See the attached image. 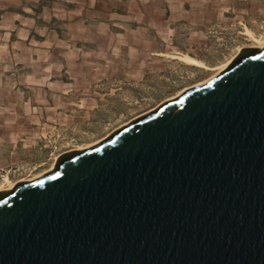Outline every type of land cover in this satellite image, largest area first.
I'll return each mask as SVG.
<instances>
[{"label":"water","instance_id":"1","mask_svg":"<svg viewBox=\"0 0 264 264\" xmlns=\"http://www.w3.org/2000/svg\"><path fill=\"white\" fill-rule=\"evenodd\" d=\"M0 264H264V47L0 190Z\"/></svg>","mask_w":264,"mask_h":264},{"label":"rangeland","instance_id":"2","mask_svg":"<svg viewBox=\"0 0 264 264\" xmlns=\"http://www.w3.org/2000/svg\"><path fill=\"white\" fill-rule=\"evenodd\" d=\"M207 5V30L202 24L204 32L200 34L203 35L206 63L211 67L236 58L243 47L255 45L246 34L247 27L257 37L264 39V0H210ZM224 10L232 12V20L228 24L217 21L220 25H216L213 20L218 15L223 18L222 12H226ZM123 36V41L128 42L135 37V33H123ZM1 45L3 44H0L2 190L12 182L17 184L22 179L32 178L46 171L61 153L74 151L80 146L100 140L214 72L168 56L151 62L153 71L149 72L148 63L137 67V61L143 63V60L135 59L127 52L120 59L110 58L112 65L117 68L122 66L126 71L123 75L111 76L117 80L116 85L108 83L102 77L95 81V90L90 88L85 93H79L82 96L80 105L67 103L64 106L62 104L65 100L57 80L65 76L71 78L75 87L71 91L77 92L73 94L77 97L79 94L75 90L83 80H88L89 73L106 66L104 54L94 56L76 52L72 57L65 50L56 52L53 49L46 54L43 51L47 47L39 45V49L43 51L36 52L34 59L29 57L33 54L31 53L21 60L9 48ZM66 45L68 46L65 48H73L71 44H64ZM141 68L148 71L147 74L142 72V78L136 75ZM46 93L52 98L51 104L60 106H46Z\"/></svg>","mask_w":264,"mask_h":264},{"label":"crops","instance_id":"3","mask_svg":"<svg viewBox=\"0 0 264 264\" xmlns=\"http://www.w3.org/2000/svg\"><path fill=\"white\" fill-rule=\"evenodd\" d=\"M209 1L0 0V44L9 48L21 60L31 53L29 57L34 59L36 52L43 51L39 45L47 47L43 51L46 54L52 49L56 52L65 50L72 57L76 52L94 56L104 54L106 66L90 72L87 81L83 80L82 83L79 80V87L75 84L78 87L75 91L81 94L90 88L94 89L93 86L97 85L95 81L102 77L116 85L117 80L111 76H120L126 71L122 66L117 68L112 65L110 58L120 59L127 52L135 59L143 60V63L137 61V67L148 63L149 72L153 71L151 62L164 56L177 60L179 54H189L206 63L203 35L200 33L204 32L202 24L207 30L206 7ZM224 11L223 18L218 15L213 20L216 25H220L217 21L228 24L232 20V12ZM123 33H135V37L125 42ZM64 44H71L73 48H65L68 45ZM143 71L144 74L148 72L141 68L136 75L142 78ZM57 82L65 100L62 105H80L82 96H73L77 92L71 91L75 89L72 79L65 76ZM51 100L49 93H46V106L53 108L56 104H51Z\"/></svg>","mask_w":264,"mask_h":264},{"label":"bare ground","instance_id":"4","mask_svg":"<svg viewBox=\"0 0 264 264\" xmlns=\"http://www.w3.org/2000/svg\"><path fill=\"white\" fill-rule=\"evenodd\" d=\"M246 34H247V35H248V36L254 41V43H255L254 47H257V48H260V49L264 47V39H261V38L257 37V36L254 34V32H253L250 28H248V27H247V29H246ZM177 58H180L181 60H183L184 62H186V63H188V64L196 65V66H198V67H202V68H204V69H206V70L214 71L209 77H207L206 79H204V80H202V81L196 83L195 85L202 84L203 82H205L206 80H208V79L211 78L212 76L218 74L219 72H221L222 70H224L225 68H227V67L232 63V61L235 59V57H233V58L229 59L228 61H226L224 64H222V65H220V66H217V67H211L210 65H208L207 63H205L203 60L198 59V58H196V57H193V56H191V55H189V54L178 55ZM195 85L189 86V87H187V88L181 90L180 92H178V93L175 94L174 96L169 97L168 99L162 101L161 104L164 103V102H166V101H168V100H170V99H173V98L179 96V95L182 94L185 90H187V89H189V88H191V87H193V86H195ZM161 104H159V105H158L156 108H154L153 110L157 109ZM153 110H151V111H153ZM145 114H146V113H145ZM142 115H144V114H142ZM142 115H140V116H142ZM140 116H138V117H140ZM138 117H137V118H138ZM132 120H134V119H132ZM132 120L126 122V123L123 124L121 127L127 125V124H128L129 122H131ZM121 127H118V129L121 128ZM116 130H117V129H116ZM116 130H114V131H116ZM114 131L110 132L109 134H107L106 136H104L103 138H101L100 140L95 141V142L90 143V144H87V145L80 146V147H79L78 149H76V150H83V149L89 148V147H91V146H94L95 144H97V143L101 142L102 140H104L105 138H107V137H108L109 135H111ZM72 151H73V150H72ZM74 151H75V150H74ZM54 167H55V163H53V165H52L49 169H47L46 171H44V172H42V173H40V174H38V175H36V176H34V177H32V178L22 179L20 182H23V181L28 182V181L34 180V179H36V178H38V177H40V176L46 174L47 172L53 170ZM8 179H9V178H8ZM8 179H7V180H8ZM15 185H16V183H13V182H12V183L9 184L8 187L4 188L3 190H11V189L14 188ZM0 190H2V187H0Z\"/></svg>","mask_w":264,"mask_h":264}]
</instances>
